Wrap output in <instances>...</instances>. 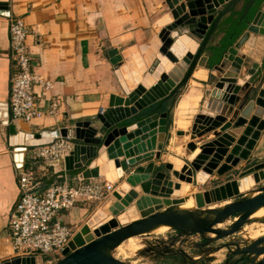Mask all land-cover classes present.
I'll return each instance as SVG.
<instances>
[{"label": "water", "instance_id": "1", "mask_svg": "<svg viewBox=\"0 0 264 264\" xmlns=\"http://www.w3.org/2000/svg\"><path fill=\"white\" fill-rule=\"evenodd\" d=\"M255 2L256 0H167L169 11L157 23L163 30L158 36H154V42L149 43L150 46L132 45L109 52L126 96L111 97V108L103 117L100 115L101 126H96L90 120H80L71 126L45 129L37 133L25 132L19 125L10 122L9 106L4 104L5 111L0 119L8 126V142L14 148V160L19 168L23 166L25 156H29V147L66 137L75 141L74 151L65 159L67 171L82 170L83 178H97L100 175L107 176L113 163L115 180L125 177L129 185L140 187L146 193L150 189L159 191L162 183L169 181L171 171L181 182L187 181L195 185L197 182L206 185L214 172L219 177L239 175V178H232L208 189L217 195L222 193V197L215 199L216 204L228 201L221 208L204 205L200 209L182 210L174 202L167 201L165 208L159 206L157 210L125 225H120L117 218L111 215L93 228L94 238L71 251L67 249L64 256L52 264H131L116 258L112 250L127 239L148 233L161 225L178 231L180 244L193 234L201 235L208 244L238 232L251 221L253 213L264 207V184L257 186L264 174V162L254 164L242 172V175L238 171L242 162L250 161L264 131V83L259 89L248 83L251 73L240 77L244 64L241 56L236 55L231 67L227 66L228 52L233 48H242L250 37L249 27L229 47L219 63L210 65L208 57L202 59L224 19L239 10L240 5V20L245 19ZM204 60L205 67L220 74H210L205 83L214 85L205 91V96L225 103L224 113L227 115L214 117L203 112L197 114L191 127L193 132L223 127L220 132H214V139L202 146L203 162L199 167L192 164L193 177L189 180L183 173L175 172L172 163L156 166L154 161H149L145 166L140 165L139 163L152 157L159 160L166 153L165 149L171 138L173 108L198 64L204 66ZM147 78L157 81L149 89L144 83ZM241 89L244 92L243 100L238 96ZM240 100L242 102L234 109ZM94 162L96 166H93ZM249 178L254 181L252 190L258 193L251 197L240 190L243 181L247 182ZM178 183L174 184V189H180L181 183ZM231 218L233 222L229 228L219 227ZM211 234L215 236H208ZM230 246L225 244L221 247ZM235 246L236 249L231 250L232 255H239L241 259L251 256L258 259L263 255L254 264H264V235L245 247H240L239 244ZM164 253L183 256L185 259L179 263L195 264V259L183 249L176 251L167 247ZM27 260L34 264L33 256L30 259L15 256L2 260L0 264H28Z\"/></svg>", "mask_w": 264, "mask_h": 264}, {"label": "crops", "instance_id": "2", "mask_svg": "<svg viewBox=\"0 0 264 264\" xmlns=\"http://www.w3.org/2000/svg\"><path fill=\"white\" fill-rule=\"evenodd\" d=\"M168 11L167 0H0V118L5 111V103L9 102L12 73L9 50L10 18L21 17L31 29L27 42L32 46L35 54L37 70L46 78L53 80V93L63 100L62 107L56 116H45L31 123L13 122L25 132L37 133L45 129L71 126L80 120H90L96 126H101L100 115L103 117L104 113L111 108V97L113 95L126 96L114 70L109 52L113 49L121 50L132 45H149L154 42L152 41L154 36H158L163 30V27L157 23ZM221 28L219 27L211 39L202 59L208 57L210 60V47L218 45L223 36ZM249 32L250 37L245 45L241 49L233 48L229 57L232 60L236 55L243 56L244 64L240 77L248 72L251 73L252 77L247 81L254 86L257 82L255 76L257 75V78L264 76V4L249 25ZM203 64L204 66L201 63L198 64L191 80L173 108L171 138L165 149L166 153L159 160L152 157L142 161L140 165L145 166L149 161H154L156 166L163 163L173 164L172 154L175 156V148L182 149L181 154H177L176 158H186L191 161V158H187L188 154L196 150L201 151L206 142L215 138L214 132H220L223 128L217 127L214 130L203 132L191 130L197 114L203 112L214 117L223 115L220 112L206 109V104L210 99L206 98L205 91L211 89L214 83L205 82H208L210 74L215 76H220V74L213 73L205 67V60ZM199 70L205 72V79L195 75ZM156 82L153 79L147 89L154 86ZM242 90L238 93L241 100L244 96ZM186 96L191 99L196 96L197 100L194 102L197 104L182 113L180 103ZM211 100L218 104L222 103L215 99ZM241 100L237 102L234 109L242 102ZM222 104L225 105V103ZM206 137L209 140H205ZM191 144H194L193 149L188 148L186 154L183 153ZM262 157H264V131L252 152L251 160L262 159ZM247 164L248 162H242L239 165V174L242 175V172L253 166V163L250 166ZM93 166H96V162ZM22 168L33 170L38 174V192H42L56 176L58 181L68 177L73 182L82 177V170L76 173L62 170L54 174L52 169L44 168L43 162L33 160L29 156H25ZM18 170L14 160V148L8 142V126L4 125L0 119V262L18 256L15 254L9 229L11 214L15 211L21 197ZM173 170H175L174 164ZM111 174L115 175L114 170L107 176L111 177ZM127 175L128 173L125 174ZM107 176L100 175L97 178L107 179ZM232 178H239V175L219 177L214 172L206 185L203 186L197 182V187L205 191ZM216 180L214 185H210ZM114 182L113 194L117 191L116 187L126 182L125 177ZM181 184L188 185L184 182ZM263 184L264 174L258 180L257 186ZM92 204L64 211V221L68 223L82 221ZM82 226L81 229H85L83 224ZM21 258L30 259L32 257ZM34 264L46 263L40 257H34Z\"/></svg>", "mask_w": 264, "mask_h": 264}, {"label": "built area", "instance_id": "3", "mask_svg": "<svg viewBox=\"0 0 264 264\" xmlns=\"http://www.w3.org/2000/svg\"><path fill=\"white\" fill-rule=\"evenodd\" d=\"M31 29L21 17L10 18L9 50L12 64L9 92L11 122H33L45 116H56L62 98L53 93L54 82L37 70L35 54L27 42ZM75 141L59 137L48 144L29 147V157L40 160L54 174L65 170V159L74 151ZM19 168V167H18ZM21 197L10 217V238L15 254L40 257L52 264L64 256L76 237V223L63 219L64 211L81 205L98 203L108 198L115 182L100 178L79 177L73 182L57 176L42 192H38V174L20 167L18 170Z\"/></svg>", "mask_w": 264, "mask_h": 264}, {"label": "rangeland", "instance_id": "4", "mask_svg": "<svg viewBox=\"0 0 264 264\" xmlns=\"http://www.w3.org/2000/svg\"><path fill=\"white\" fill-rule=\"evenodd\" d=\"M240 7L242 8V6L240 5L238 9ZM255 77L253 79H255L257 82H255L254 87L261 89L264 83V76L261 75L257 78L256 75ZM201 109L203 110V108ZM189 139L190 138H188V140ZM188 148L191 149L190 146H188L185 152L183 151V153L186 154ZM198 151L199 150L193 152L190 155V158H192L193 154H197ZM258 162H264V157H262V159H255L253 161L250 159L247 165L250 166L252 165V163L254 165ZM176 167L177 166L174 164V169ZM173 178H175V180ZM168 179L169 181H173V184L170 187L171 191L169 193H164L165 182L162 183L159 191L154 192L152 189H150V191L147 193L141 191L140 187H133L125 182L122 185L116 187L117 194H111L102 202L93 203L88 213L83 217V220L76 223L77 237H75V239L71 243L72 249L77 248L81 244L86 243L88 240L94 238L95 234L93 228L111 215H114L117 218L120 225H125L143 217L149 212L157 210L159 206L165 208L167 206V201L174 202L175 199L181 198L179 197V195L174 193V184L176 182L181 183L178 176H176L175 173L171 171ZM109 180L112 182L115 181V179L113 178ZM163 180L165 181V178ZM214 182L217 181H213L210 185H214ZM188 185L193 187L192 192L199 191V188L197 186L195 187L193 183H189ZM194 192L190 195H193ZM147 197L151 198V201L148 200ZM152 198L157 201H154ZM140 203L142 204L140 205ZM222 204H224V202H222L221 204L212 202L206 204L205 206H208L210 208H217ZM195 209L197 208L195 207ZM232 222L233 218L220 224L219 227L229 228ZM82 224L85 226L84 231L81 229L83 227ZM80 229L82 235H78ZM257 232L261 234V236L264 235V214L256 221L251 220L246 223L238 232L223 239L212 241L208 244L204 243V239L201 235L193 234L187 237L184 246H181L179 242L180 239H178L175 230L171 228L169 231L161 230L155 233L148 232L136 236L132 240H127L123 242L119 247L112 250V254L116 258L125 262H129L131 264H182L179 262L185 259L183 256H175L172 254L161 256L158 253V251L165 252L167 248L166 246L174 245L175 249L173 250L178 251L183 248V250H185L187 254L195 259V264H226L227 260L235 261L240 257L239 255L231 254V250L236 249L235 245L239 244L240 247H245L246 245L250 244L253 239H255H251L250 237L253 235V233L255 234ZM211 236L214 237V234H211ZM203 243L205 245H201ZM225 244H230L231 246L222 248L221 246H224ZM154 246H157V251L151 250ZM257 260L258 259L256 256H251L249 258L246 257L245 264H254L255 262H257Z\"/></svg>", "mask_w": 264, "mask_h": 264}, {"label": "bare ground", "instance_id": "5", "mask_svg": "<svg viewBox=\"0 0 264 264\" xmlns=\"http://www.w3.org/2000/svg\"><path fill=\"white\" fill-rule=\"evenodd\" d=\"M253 38V37H252ZM254 40V39H253ZM245 45V44H244ZM243 47V46H242ZM232 51V50H231ZM231 51L228 52L227 54V59L229 60L228 61V67L230 68L231 67V62H233L234 58L231 60V58L229 57V54L231 53ZM249 55V54H248ZM247 59V58H246ZM195 75L198 77V78H204L205 79V72L203 70H199L195 73ZM152 78H147L145 80V85H150L152 83ZM197 100V97L194 96L193 99L191 98H188L187 96L184 98V100L180 103V107H181V112L182 113H185L189 108L191 107H194L196 106L197 103H195L194 101ZM206 109L209 110V111H215V112H221L223 115H227L226 113V106L223 105L222 103H216V101H213V100H208L207 104H206ZM193 145L194 144H191L190 148H193ZM174 153H175V156L178 154L180 155L181 152H182V149L181 148H175L174 149ZM174 159H172L173 163L177 166L175 168V172H177L178 174L179 173H183L185 175V177L189 180L190 178L193 177V173H192V170H191V166L192 164L195 166V167H199L200 166V163L203 162L204 160V156L203 154L201 153V151H198L197 154H193L192 158H191V161H188L186 158H176L174 156V154H172ZM190 155L191 154H188L187 158L190 159ZM185 160L187 162H190L189 164H187L185 162ZM181 167V168H179ZM114 170V164L111 163V171ZM110 171V172H111ZM188 174H190V176H187ZM112 175V174H111ZM115 175L113 174L111 177L108 175L107 178L108 179H114ZM260 177V176H259ZM261 178V177H260ZM184 183H187L189 184L190 182H187V181H183ZM172 182L171 181H167L165 183V192L164 193H169L171 191L170 187L172 186ZM179 184V183H178ZM254 184V181L252 179L249 178V180L247 182L243 181V184L240 188V190L242 192H246L248 193V196L251 197V196H255L257 193V191H253L252 190V186ZM180 185V184H179ZM193 185L196 187L197 185H195L193 183ZM192 188L190 185H180V189H175V194L179 195V197L181 198H177L174 200V204H176L179 209H182V210H194L195 207L197 209H200V208H203L204 205L206 204H209V203H212V202H215V199L218 197H222V193H219V195H217L213 190H208V191H193L194 194L193 195H190L192 194ZM114 191V190H113ZM123 193V192H122ZM113 194V192H112ZM117 194V193H116ZM176 195V196H177ZM228 201H224V204H222L221 206L217 207V208H221L223 207L225 204H227ZM159 205V204H158ZM157 206V205H156ZM264 214V207L258 209L255 213L252 214V216L250 217V220L252 221H256L257 219H259L262 215ZM124 217V216H123ZM171 229L170 226H167V225H161L155 229H153L152 233H155L157 231H161V230H164V231H169ZM82 232L79 231V234H81ZM82 235V234H81ZM178 236V235H177ZM261 236V234H259L258 232L257 233H253V235L250 237L251 239L252 238H259ZM134 237H131L129 239H127L128 241L129 240H132ZM253 239V240H255ZM126 240V241H127ZM182 246V244H180ZM183 249V248H181ZM180 249V250H181ZM185 251V250H184ZM189 255V254H188ZM263 257V255H261L258 260H260L261 258ZM28 264H32L31 261L28 262Z\"/></svg>", "mask_w": 264, "mask_h": 264}, {"label": "trees", "instance_id": "6", "mask_svg": "<svg viewBox=\"0 0 264 264\" xmlns=\"http://www.w3.org/2000/svg\"><path fill=\"white\" fill-rule=\"evenodd\" d=\"M263 4L264 0H256L255 4L250 9L249 14L243 20H240L242 9L234 11L231 15L224 19V21L219 26L220 28L222 27L221 30L223 32L221 41L218 45L210 47V65L217 64L221 61L224 53L229 49L230 46L233 45L242 32L249 27L250 23L253 21ZM76 172H79V170L74 171V173Z\"/></svg>", "mask_w": 264, "mask_h": 264}, {"label": "flooded vegetation", "instance_id": "7", "mask_svg": "<svg viewBox=\"0 0 264 264\" xmlns=\"http://www.w3.org/2000/svg\"><path fill=\"white\" fill-rule=\"evenodd\" d=\"M176 232V235H178L179 234V232L178 231H175ZM211 236V235H210ZM215 236V235H214ZM211 237H213V236H211ZM204 243H206V240L204 239ZM204 243L203 244H201V245H204ZM184 244H185V242L182 244V246H184ZM157 246H154V247H152V249L153 248H156ZM166 247H172L173 249H175V246L174 245H171V246H166ZM236 247V246H235ZM157 249V248H156ZM157 251V250H156ZM161 256H166L167 254H165L164 252L163 253H161L160 254ZM227 264H245V259H241V257H239L237 260H235V261H230L229 260V262L227 263Z\"/></svg>", "mask_w": 264, "mask_h": 264}]
</instances>
